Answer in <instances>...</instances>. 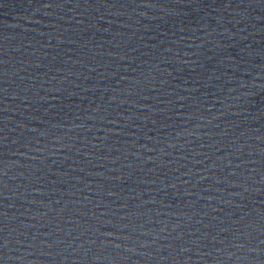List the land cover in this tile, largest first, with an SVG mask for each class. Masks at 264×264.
Instances as JSON below:
<instances>
[{
  "label": "water",
  "instance_id": "1",
  "mask_svg": "<svg viewBox=\"0 0 264 264\" xmlns=\"http://www.w3.org/2000/svg\"><path fill=\"white\" fill-rule=\"evenodd\" d=\"M0 264H264V0H0Z\"/></svg>",
  "mask_w": 264,
  "mask_h": 264
}]
</instances>
